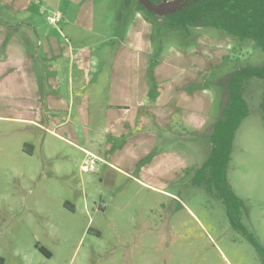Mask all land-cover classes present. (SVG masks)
<instances>
[{"label": "rangeland", "instance_id": "obj_1", "mask_svg": "<svg viewBox=\"0 0 264 264\" xmlns=\"http://www.w3.org/2000/svg\"><path fill=\"white\" fill-rule=\"evenodd\" d=\"M63 5L31 0V28L56 33L64 18L53 24L47 16ZM127 8L138 10L136 1L125 7L123 0H92V22L67 28L76 34L70 43L94 42L96 63L90 84L72 86L73 100L61 86L68 109L48 114L43 108L38 122L28 121L24 102L10 94L20 84L0 85V264H263L231 226L222 200L193 184L192 176L210 153L222 80L236 68L264 65V51L223 29L171 28L163 14L140 10L152 43L146 52L150 92L157 61L164 75L188 78L192 87L181 91L178 83V94L185 90L189 99L174 98L161 116L147 110L152 92L143 104L131 98L127 124L110 132L104 116L112 105L110 64L131 28ZM84 92L90 95L80 100ZM263 95V79L245 83L248 114L235 131L226 174L244 204L242 224L264 247Z\"/></svg>", "mask_w": 264, "mask_h": 264}, {"label": "crops", "instance_id": "obj_2", "mask_svg": "<svg viewBox=\"0 0 264 264\" xmlns=\"http://www.w3.org/2000/svg\"><path fill=\"white\" fill-rule=\"evenodd\" d=\"M30 2L31 0H0V85L20 84V87H14L10 94L24 102V107L19 105L23 108L22 112L31 113L26 120L38 122L36 115L40 114L39 117H42L43 108L48 114H56V111L70 107V103H67L66 97L63 96L64 90H60L61 86L66 84L69 87L68 94L72 97L69 100H73L74 87L72 86L90 84L92 80H90V73L96 64L93 55L94 42L88 43L91 45H83L82 42L80 45H74L70 42L76 34L75 32L70 34L67 29L82 21L92 22L93 18L90 16L92 0H58L59 6L64 2L63 10L56 11L61 13L60 21L64 18L62 21L64 24L60 27L61 29L59 28L60 30L52 34L38 33L31 28V23L27 20ZM127 10L132 13L133 25L127 28L125 43L119 44L112 56L110 64L112 74L110 73L109 77L111 89L108 93V100L112 105L104 114L107 127L114 133L119 127L127 124L125 117L132 113L128 105L131 98L136 100L137 104L141 102L143 104L144 98L152 92L151 96L154 99L150 101L153 104L147 110H155L161 116L162 113H170L172 109L169 111L167 109L169 107L166 106L174 98L183 104L185 99H189L188 94L185 99L182 97L185 90L178 94V83L181 84V91L183 88L192 87L188 78L180 82L172 76L173 74L171 75V72L169 76L164 75L159 71L162 65L157 61L153 71L154 90L150 92V85L146 78L148 66L146 52L150 50L152 43L147 39L146 18L141 15L140 10L131 8ZM16 16L18 19H14L17 18ZM134 30L135 34L129 38L128 35ZM132 52L134 60H130ZM124 58L129 60L124 61ZM119 70L121 74L116 73ZM2 93L9 95L7 90H3ZM89 95L84 92L79 94L78 98L85 99ZM179 102L176 103L177 106L180 105ZM186 106L189 110V105ZM79 108L82 110V106ZM190 109L193 112L192 105ZM80 115L83 116V113ZM49 120L50 125L57 122L52 115L49 116Z\"/></svg>", "mask_w": 264, "mask_h": 264}, {"label": "trees", "instance_id": "obj_3", "mask_svg": "<svg viewBox=\"0 0 264 264\" xmlns=\"http://www.w3.org/2000/svg\"><path fill=\"white\" fill-rule=\"evenodd\" d=\"M132 1L123 0L124 6L128 7ZM135 1L138 10L156 15L145 8L139 0ZM149 1L157 4L163 0ZM164 18L168 26L176 29L187 30L188 27L223 29L227 34L240 40H252L264 51V0H186L166 12ZM252 78L264 80V65L236 68L222 80L224 93L220 102V113L212 123L208 135L210 153L194 171L192 183L204 185L207 190L215 192L225 206L231 226L254 246L264 264V247L242 224L240 214L244 204L231 188L226 174L235 131L248 114V105L243 96L244 85ZM148 79L150 80V76ZM39 249L44 255L50 256L46 249L42 247Z\"/></svg>", "mask_w": 264, "mask_h": 264}, {"label": "water", "instance_id": "obj_4", "mask_svg": "<svg viewBox=\"0 0 264 264\" xmlns=\"http://www.w3.org/2000/svg\"><path fill=\"white\" fill-rule=\"evenodd\" d=\"M186 0H170L166 1L163 0L160 3L153 4L149 0H139V2L145 6L148 10L153 11L156 14H165L166 12L170 11L172 8L177 7L183 4Z\"/></svg>", "mask_w": 264, "mask_h": 264}, {"label": "built area", "instance_id": "obj_5", "mask_svg": "<svg viewBox=\"0 0 264 264\" xmlns=\"http://www.w3.org/2000/svg\"><path fill=\"white\" fill-rule=\"evenodd\" d=\"M47 19H48V21H49L50 23L55 24V23H57V22L60 21V19H61V13H59V12H54L53 14L48 15V16H47Z\"/></svg>", "mask_w": 264, "mask_h": 264}]
</instances>
